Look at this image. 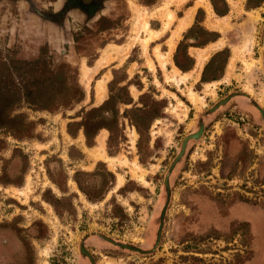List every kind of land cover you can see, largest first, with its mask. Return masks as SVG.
<instances>
[{
	"label": "rangeland",
	"instance_id": "obj_1",
	"mask_svg": "<svg viewBox=\"0 0 264 264\" xmlns=\"http://www.w3.org/2000/svg\"><path fill=\"white\" fill-rule=\"evenodd\" d=\"M149 1L82 0V6H73L76 0H0V87L12 82H20L23 88L31 84L16 61L43 56L46 63L40 69H64L86 98L53 112L32 110L22 101L21 108L8 106L2 113L11 117L23 112L35 126L32 137L22 139L0 129V264H264V9L253 12L254 17L237 12L233 22L221 28L227 27L221 36L235 55L232 75L241 85L218 90L194 84L192 79L181 81L182 74L175 67L166 69L156 56V50H168L166 33L189 0L168 4L175 19L161 40L150 42L144 52L139 41L147 33L131 6L146 16L156 11L149 18L150 26L161 29L166 17L156 9L169 0L144 4ZM131 37L136 42L126 57L110 52ZM109 52L112 59L94 72ZM244 60L253 63L251 68ZM114 71L119 78L127 77L125 83L133 82L129 92L134 98L148 92L156 99H167L164 117L150 127L145 163L139 161V136L127 119L120 120L126 140L117 153L107 151L108 131L98 134L104 138L105 153L116 159L115 166L90 156L99 141L87 152L85 142H79L83 134L79 131L73 138L66 131L69 117L83 106H92L91 90L100 103L98 81L108 78L107 86ZM233 87L255 97L249 100L254 113L238 103L216 113L227 102L222 96ZM191 90L204 102L193 103ZM6 97L12 95L7 91ZM201 125V135L188 140L183 155L174 162L183 139ZM70 146L83 148V158L72 160ZM52 157L62 160L63 172L69 176L77 169L92 172L100 162L115 174V185L96 203L87 201L70 178L67 192L62 193L48 177L47 166L63 175ZM134 172L143 174L145 182ZM86 179L93 184L100 176ZM125 184L137 190L118 193ZM46 188L58 197L75 193V215L65 213L60 218L41 197ZM112 195L126 213L121 223L111 216Z\"/></svg>",
	"mask_w": 264,
	"mask_h": 264
},
{
	"label": "trees",
	"instance_id": "obj_2",
	"mask_svg": "<svg viewBox=\"0 0 264 264\" xmlns=\"http://www.w3.org/2000/svg\"><path fill=\"white\" fill-rule=\"evenodd\" d=\"M263 0H247L246 7H256ZM154 1L144 2V4H152ZM214 10L217 14H224L228 7L225 0H211ZM218 2L219 6H218ZM199 17H196L198 19ZM201 33H207L203 28H199ZM206 39H204L205 41ZM223 56L218 63L217 69L222 68L228 56V49L225 48L220 52ZM19 69L25 70L32 79L31 84L23 88L20 82H12V85L5 84L0 87V129H5L14 138L22 139L24 137H32V131L35 121L28 120L23 112H17L13 116L6 117L2 114L8 106L21 108L22 101L32 110H47L53 112L58 108H71L74 104L81 102L85 98L83 88L77 83L69 81L64 69L55 71L52 66L40 69L39 65L46 63L45 57L40 56L30 61H16ZM117 71H114V77L108 82V97L97 106H83L74 116L69 117L70 121L66 124L67 133L73 138L79 131H82L85 143L88 147L95 145V137L100 130L106 129L108 137L106 140L107 151L109 155L118 152L119 144L126 140L123 132L121 119H127L128 123L133 126L138 134L136 142L137 151L139 153V161L145 163L144 150L150 142V127L152 123L159 118L164 117V109L167 106V99H156L148 92L141 93L135 101L129 92V85L133 82L128 80L125 84L120 83L126 80L125 77H117ZM99 75V74H98ZM60 81V85L57 83ZM136 87L140 89L139 82H134ZM7 91L12 98H7ZM18 95V97L16 96ZM90 104L93 102V90L90 94ZM130 105V107H124ZM123 110L121 111V108ZM75 118H79L78 120ZM26 131V132H24ZM157 141V139H156ZM68 155L72 160H80L83 153L74 146L69 147ZM59 165L60 172L63 174L56 175L51 172L47 166L48 177L53 184L62 192H67V181L70 178L76 184L81 193L84 194L87 201L96 203L104 200L107 192L115 185V174L107 170L102 163H98L94 171L86 172L81 169L75 170L72 176L66 174L62 166L60 158L52 157ZM49 160V159H48ZM100 176V180L95 183L89 182L86 177ZM137 190L133 186L125 184L117 191L120 194ZM75 193L69 195L56 196L50 188H46L42 194V199L50 204L55 213L61 218L65 213L75 215V207L73 197ZM111 205V216L117 218L121 223L126 218V213L120 204L116 202L115 195H112L108 201Z\"/></svg>",
	"mask_w": 264,
	"mask_h": 264
},
{
	"label": "crops",
	"instance_id": "obj_3",
	"mask_svg": "<svg viewBox=\"0 0 264 264\" xmlns=\"http://www.w3.org/2000/svg\"><path fill=\"white\" fill-rule=\"evenodd\" d=\"M177 1L178 3L181 4L185 2L186 0H184L183 2H179L180 0H177ZM246 1L247 0H225L228 10L226 13L220 15V14H217L216 11L214 10L211 0H189V2L185 4L183 13L181 15H178L179 18L176 19V21L173 23L172 27L170 28L169 33L168 32L166 33V39L164 40H167L166 44H168V47H167L168 50L166 51V53L164 52V54H166V56L169 55L168 61L165 64L166 69L168 68V66L169 68L175 67L177 69L175 70L177 72L179 71L182 75L191 74V76L188 79H186V81H189L192 79L194 84L199 83L203 87L209 84L210 87H215L218 90H222L223 88L221 86H228L233 83H235L234 87L240 86L241 84L240 83L238 84L236 82L237 79L234 77V75H232L233 69H232L231 74L229 73L230 67H231L229 65L231 62L233 63V68H234L235 62H234V59L232 58L235 55L233 54L232 56L233 52L231 51V49H229V47L224 45V38L221 36V33H223V31H225L227 27H225L224 29H221V28L224 27L225 24L227 23L229 24L233 22V19L237 16V12L244 13L246 15L248 14L251 17L253 15L252 14L253 12L255 13L259 9H264L262 6L264 4V0L259 6H256V7H246ZM219 3L220 2H218V6H219ZM203 5H206L207 8ZM200 12H202V17L198 16V13ZM184 13L185 15L183 16ZM196 17H199V18L196 19ZM252 17H254V15ZM184 22L185 24H183ZM199 28H203L205 32L207 33H201V31H199ZM152 29L155 31L161 30L158 28L157 29L152 28ZM161 35L150 40V42L157 43V41L161 40ZM204 39L206 40L204 41ZM127 42H124V43H127ZM162 42L164 41H161L160 43ZM221 42H223V44ZM108 45H110V43ZM140 46L142 47L141 43H140ZM225 48L228 49V56L226 58V62L224 63V66L222 68L217 69L218 61L221 58H223V56L220 55V52L223 51ZM203 60L204 62H202ZM244 63L246 62L244 61ZM247 63H251V62H247ZM118 65H120L119 61H118ZM159 69H160V66H159ZM105 79L107 80L108 78H103L99 80L97 84V100L98 101L100 100L99 101L100 103H96V98L94 94V98H93L94 103L93 102L91 103L92 106L100 105L108 97V88L106 86L105 97L102 99L98 98L99 97L98 85L101 81ZM110 79H112V76ZM121 83L124 84L125 80L122 81ZM234 87L229 89L230 91H227L225 96H222L221 99L226 98L227 102L225 104L220 105L218 109L216 110V113H219L223 111L225 108H227L228 106H231L237 103L239 107H242L254 113V111L251 108V104H249V100L255 99V97H253L251 94L244 92L242 90H239V91L234 90ZM133 99L135 101L137 100V98H134V97ZM127 107H130V105H127ZM234 107H237V106L234 105ZM80 133H82V131H80ZM96 137H95V142H96ZM100 137H102V135H99L97 137V142L95 143V145L98 143V139ZM80 138H82V140H80ZM80 138H79V142L84 143L85 142L84 135L80 136ZM95 145L93 147H95ZM89 148H92V147H88L87 145L85 146V149L87 150V152ZM80 151L83 152V148H80ZM90 156H92L91 152H90ZM98 158L109 163L106 158H102V157H98Z\"/></svg>",
	"mask_w": 264,
	"mask_h": 264
},
{
	"label": "bare ground",
	"instance_id": "obj_4",
	"mask_svg": "<svg viewBox=\"0 0 264 264\" xmlns=\"http://www.w3.org/2000/svg\"><path fill=\"white\" fill-rule=\"evenodd\" d=\"M184 0H180L179 2H183ZM169 3H172V0H169L166 4L164 5H161L159 8H157V12L158 11H161L163 12L164 14V17H166L165 21H164V26L163 28L160 30V31H155L151 28L150 26V22H149V18L153 17L154 16V12H150L147 16L144 12H140L139 11V8L136 6V5H132L131 8L132 10L135 12V16H136V20L138 22H140L139 24H141L142 27L145 32L147 33V37L142 39V41H139L142 45V49L144 50L145 53L148 52V48H149V42L150 40L160 36L162 34V32H164L166 29H168L170 27V25L172 24L173 22V19L175 18V13L169 8L168 4ZM136 22V24L138 23ZM185 24V22L183 23ZM138 26V25H137ZM136 26V27H137ZM134 27V26H133ZM184 27V26H183ZM133 38V39H132ZM132 40H129L127 43H125L122 47L120 48H115V49H110V52L112 54H115L117 55V57H126L131 49V47L134 45V43L136 42V40L134 39V37H131ZM223 44V42H221ZM221 46V45H220ZM109 52V53H110ZM109 54L107 55L106 57H104L100 62L99 64L96 66V68L93 70L94 72H96L98 70V68L102 65V64H106L107 62H109L113 55L112 54ZM157 54V57L159 58V60L161 61V63L165 66L166 62L168 61V56H166V54L164 53H161L157 50L156 52ZM112 55V56H111ZM114 55V57H115ZM116 58V57H115ZM123 59V58H122ZM120 61V60H119ZM246 63V66L247 68H251L252 66V62L251 63H247L246 60H244ZM204 62V60L202 61ZM257 62V61H256ZM230 71L229 73L231 74L232 72V69H233V63L231 62L230 63ZM176 71V70H175ZM177 72V71H176ZM181 76V81H186V79H188L191 74H186V75H180ZM106 79L101 81L98 85V94H99V99H102L105 97V94H106ZM206 87H210L209 84L206 85ZM188 96V95H187ZM189 98L190 100L195 103V104H199V103H203L204 100L203 98L198 95L195 91L191 90L190 91V94H189ZM99 145L93 149L92 151L90 150L91 154L92 155H95L97 157H102V158H106L108 160V162L110 163L111 166H115V163H116V159H114L113 157H109L107 156V154L105 153V150H104V138H100L99 140ZM137 168L141 169V167H139L138 165H136ZM136 178L142 182H145L144 181V177H143V174L141 175H138L136 172H134ZM122 176V175H121ZM122 178V177H121ZM20 194H24L25 196H27L26 192H19ZM43 264H47V261H43Z\"/></svg>",
	"mask_w": 264,
	"mask_h": 264
},
{
	"label": "water",
	"instance_id": "obj_5",
	"mask_svg": "<svg viewBox=\"0 0 264 264\" xmlns=\"http://www.w3.org/2000/svg\"><path fill=\"white\" fill-rule=\"evenodd\" d=\"M225 100H226V99H224V101H225ZM261 112H262V115H263V118H264V111H263L262 109H261ZM202 131H203V126L201 125V126L199 127V129H198L196 132L190 133L188 136H186V137L183 139V141H182V146H181V150H180L179 153L177 154V156H176L174 162H176V161H177V160L183 155L188 140H190V139H192V138H193V139L198 138V137L201 135ZM173 166H174V163L171 165V167H173ZM165 184H166V186H167V188H168V179L165 180ZM123 246L126 247L127 245L123 244ZM82 251H83L85 254H87V256H89L91 262H93L92 257H91L90 254L84 249L83 246H82Z\"/></svg>",
	"mask_w": 264,
	"mask_h": 264
},
{
	"label": "flooded vegetation",
	"instance_id": "obj_6",
	"mask_svg": "<svg viewBox=\"0 0 264 264\" xmlns=\"http://www.w3.org/2000/svg\"><path fill=\"white\" fill-rule=\"evenodd\" d=\"M76 1L78 2V3L76 2L78 5L76 4V5H73V6H82V5H81V1H82V0H76Z\"/></svg>",
	"mask_w": 264,
	"mask_h": 264
},
{
	"label": "built area",
	"instance_id": "obj_7",
	"mask_svg": "<svg viewBox=\"0 0 264 264\" xmlns=\"http://www.w3.org/2000/svg\"><path fill=\"white\" fill-rule=\"evenodd\" d=\"M238 118H239V120H241V121L244 120V117H242V116H239ZM236 124L238 125V124H239V121H238Z\"/></svg>",
	"mask_w": 264,
	"mask_h": 264
}]
</instances>
